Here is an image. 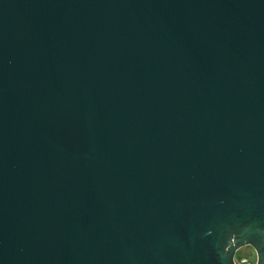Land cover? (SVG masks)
Segmentation results:
<instances>
[{
  "label": "water",
  "instance_id": "95a60500",
  "mask_svg": "<svg viewBox=\"0 0 264 264\" xmlns=\"http://www.w3.org/2000/svg\"><path fill=\"white\" fill-rule=\"evenodd\" d=\"M264 264V0H0V264Z\"/></svg>",
  "mask_w": 264,
  "mask_h": 264
},
{
  "label": "rangeland",
  "instance_id": "374dc122",
  "mask_svg": "<svg viewBox=\"0 0 264 264\" xmlns=\"http://www.w3.org/2000/svg\"><path fill=\"white\" fill-rule=\"evenodd\" d=\"M235 260L237 264H256L257 254L252 246H245L239 249L236 253Z\"/></svg>",
  "mask_w": 264,
  "mask_h": 264
},
{
  "label": "flooded vegetation",
  "instance_id": "af4514ba",
  "mask_svg": "<svg viewBox=\"0 0 264 264\" xmlns=\"http://www.w3.org/2000/svg\"><path fill=\"white\" fill-rule=\"evenodd\" d=\"M236 261V260H235ZM236 264H237V262H236ZM248 264V263H247ZM249 264H252V263H249Z\"/></svg>",
  "mask_w": 264,
  "mask_h": 264
}]
</instances>
